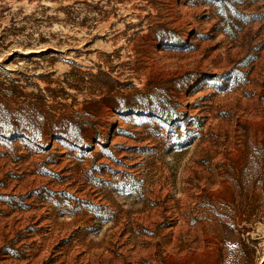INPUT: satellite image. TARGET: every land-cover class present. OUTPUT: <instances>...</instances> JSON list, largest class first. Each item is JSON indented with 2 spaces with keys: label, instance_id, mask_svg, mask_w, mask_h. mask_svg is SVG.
Listing matches in <instances>:
<instances>
[{
  "label": "rangeland",
  "instance_id": "1",
  "mask_svg": "<svg viewBox=\"0 0 264 264\" xmlns=\"http://www.w3.org/2000/svg\"><path fill=\"white\" fill-rule=\"evenodd\" d=\"M0 264H264V0H0Z\"/></svg>",
  "mask_w": 264,
  "mask_h": 264
}]
</instances>
